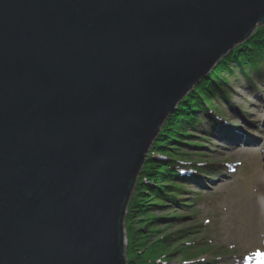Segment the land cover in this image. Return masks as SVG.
<instances>
[{
	"label": "water",
	"instance_id": "water-1",
	"mask_svg": "<svg viewBox=\"0 0 264 264\" xmlns=\"http://www.w3.org/2000/svg\"><path fill=\"white\" fill-rule=\"evenodd\" d=\"M264 0H0V264H128L162 126Z\"/></svg>",
	"mask_w": 264,
	"mask_h": 264
},
{
	"label": "rangeland",
	"instance_id": "rangeland-1",
	"mask_svg": "<svg viewBox=\"0 0 264 264\" xmlns=\"http://www.w3.org/2000/svg\"><path fill=\"white\" fill-rule=\"evenodd\" d=\"M231 90L230 105L223 103L218 108L222 113L219 122L226 121L224 125H230L237 136L250 137L252 142L233 145L231 132L221 129L220 133L219 126L212 128L207 119L189 129L195 135L193 140L204 146L182 150L210 174L202 176V185H186L180 192L183 203L192 200L193 207L155 209L156 216L181 217L155 226L161 229L168 224L167 234L183 235L176 241L182 251L169 264H184V258H196L187 264H248L246 257L264 254V68L251 80H234ZM126 227L125 222L128 236Z\"/></svg>",
	"mask_w": 264,
	"mask_h": 264
},
{
	"label": "trees",
	"instance_id": "trees-1",
	"mask_svg": "<svg viewBox=\"0 0 264 264\" xmlns=\"http://www.w3.org/2000/svg\"><path fill=\"white\" fill-rule=\"evenodd\" d=\"M263 68L264 25L229 51L166 120L152 144L129 204L126 216L128 264H169L170 258L182 251L176 241L183 235L166 232L171 225L155 229L163 221L180 220V215L156 216L154 212L175 205L193 207L192 200L183 203L180 192L186 185H202L201 174L195 172L201 170L210 174V170L193 164L188 153L182 150V147L204 146L193 140L195 135L189 129H196L205 119L210 121L212 128L217 126V119L222 116L220 106L223 103L230 105L233 99L232 82L241 77L251 80L254 73L260 75ZM182 171H185L184 175ZM153 236L156 238L151 240ZM173 246L174 250L171 249ZM191 259L184 258V261Z\"/></svg>",
	"mask_w": 264,
	"mask_h": 264
},
{
	"label": "bare ground",
	"instance_id": "bare-ground-1",
	"mask_svg": "<svg viewBox=\"0 0 264 264\" xmlns=\"http://www.w3.org/2000/svg\"><path fill=\"white\" fill-rule=\"evenodd\" d=\"M224 129H227V128H224ZM227 130L231 132L230 138L232 137L231 139L235 141L233 142L234 143L233 145H239V143H242L243 145H247L248 142H252V139L250 137L237 136V133H235L233 128H230ZM263 198H264V195H263Z\"/></svg>",
	"mask_w": 264,
	"mask_h": 264
}]
</instances>
